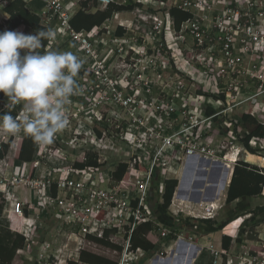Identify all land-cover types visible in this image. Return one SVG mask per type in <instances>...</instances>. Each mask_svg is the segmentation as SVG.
<instances>
[{"label":"built area","instance_id":"obj_1","mask_svg":"<svg viewBox=\"0 0 264 264\" xmlns=\"http://www.w3.org/2000/svg\"><path fill=\"white\" fill-rule=\"evenodd\" d=\"M11 1L0 0L1 24L7 18L1 15V11ZM22 1L27 4L30 0ZM80 1L76 0L75 2L78 8L80 7ZM111 1L97 0V3L103 2L105 5H108ZM159 4L161 5V9L164 7L163 4H166L168 7H177L191 14V18L182 22L178 30V32L188 31L194 36V40H191L193 42L191 53L196 50V46L203 45V41L199 42L198 40L199 35L209 38V45L206 47V50L208 53H211V56L220 54L223 58L233 57L239 49V45L235 44L236 34L244 38L242 40L246 47L243 46L240 50L246 52L252 45L253 50H251V53L252 51L255 52L258 48V38L264 35V0H159ZM42 13L45 16L44 19H41L47 25L52 21L55 22V20L60 19L61 23L59 26H61V32L58 33L60 37L63 35L69 36L70 40L76 44L78 43L85 50L86 54L91 55L93 63L88 67L82 64L80 72L76 77L77 83L83 79V75L80 73H83L88 68L97 71V76L100 72L103 76L106 74L110 75L107 73L110 69L107 67L108 65L105 60L98 59L101 49H98L96 45L101 41L100 35L94 34L88 36L83 32L73 30L69 25L73 14H63L59 5L53 4V2H50L48 10ZM112 16L116 20L118 14L115 13ZM57 25L58 23H56ZM106 25L105 29L107 33H110ZM116 25L124 27L121 21H117ZM59 26L57 27L59 28ZM153 28L154 30L162 29V23L158 21ZM109 35L110 39L118 37L112 34ZM123 35L118 37V39H122ZM54 43L55 40H49V45ZM215 46L218 47L217 50ZM200 55L201 52L197 53L196 57ZM261 61L260 65L263 68L260 69L259 64H254L253 70L251 69L252 71L250 70L246 74V80H243L245 83L248 81H250L249 83L253 81L258 82L259 85L256 91L248 92L246 96H242V99L232 106L227 104L229 100L224 99V101L220 102L222 109L225 106L223 113L229 114L236 109H243L248 116L254 118L257 124L262 127V135L252 137L248 142L249 147L254 150L264 149V111H262L264 108L261 110L257 105L245 108L244 104L264 93V56L261 57ZM191 69L196 70V67H191ZM114 83L116 82H113V85ZM82 84L86 85L87 82H81L80 85ZM192 85L196 88L197 82L193 81ZM77 93L82 95L84 87L79 89ZM118 101L121 108L128 107L133 102L126 94ZM6 103L7 98L2 93L0 95V113L4 110H9L8 107H5ZM11 111H15V116H19L23 111L22 105H17ZM67 114L70 113L67 112ZM217 115L214 114L212 116L213 119H216ZM68 117L70 120L69 115ZM168 117L163 118L162 122L160 117H156L154 124L155 131L150 135L154 140L151 141L150 147L155 150L152 151L150 158L142 150L141 153L145 154L143 158L133 156L132 163H130V160H118L108 167L102 168L101 166H103L106 160L97 159L93 156L92 160L96 161L97 167L78 169L75 167V163L78 159L86 162L88 154L81 155V158H79L68 151L66 153L65 149L60 147V164L50 168L48 160L51 157H48L45 153L51 144L54 146V142L49 145H43L41 154L39 155L34 153L41 147L36 144L34 154L32 155L33 169L30 166V162H20V164H17V160L13 158L15 162L12 165L7 164L4 171L0 173L1 218L9 220L11 214L23 215L19 234L26 240L31 241L34 246L36 245L38 261L45 260V255L50 247V242L47 239L39 243L33 239L36 223L42 222V216H44L46 219H54V225L50 230V238L53 233L60 234L65 225L76 224L78 225V230L75 235H91L98 238H106L108 241L120 245L118 264L136 263L137 260L146 254V251L141 248L131 249V235L140 223L143 221L151 222L152 225L156 226L154 231L163 238L169 237L172 233V230L165 228L153 219L147 206L152 180L156 177L155 173L158 168L160 172L157 175L163 178L162 181L160 180V186L164 188L166 180L181 174L188 157L196 156L209 162H220L224 167H228L229 163H231L232 169L238 162L244 161L242 153L245 151V148L239 144V137L233 130L226 131L222 138L215 136V138L208 140L206 136L210 124L206 126V129L196 130V124L199 121L193 120L190 136L177 131H172L170 136H166V134H163L164 128L160 127V125L165 120L172 123L173 119L171 116ZM95 119L96 121H91L88 136L87 132H78L75 136L71 134L62 135L65 131L64 129L55 136V144L56 142H60L71 146L73 150L85 144L87 146L86 151H93L90 147L107 148L105 146L106 140L114 144V139L106 137L108 129L104 124H101L103 116L101 115L98 119L95 117ZM228 122H224V126L222 127L227 129L229 126ZM94 125H98L97 127L101 129L100 135L94 131ZM107 125H109V128H112L110 123ZM113 126L115 127V124ZM20 133V138H22L24 134L23 132ZM15 135H6L0 140V152H3L2 144ZM82 135H84V138H80ZM133 144L138 146L137 143ZM167 146L173 147V155L169 151L166 154L163 153L167 150ZM229 154L234 155L233 160L229 158ZM166 161L175 165L173 167L170 165L164 166V163L167 164ZM145 162H150V165H146ZM120 163L127 164V178L117 181L113 178V174ZM23 164L29 166L28 174H22L21 169ZM162 165L165 167L166 175L163 174L164 169L161 168ZM254 167L249 166L247 169H254L257 173L264 176L262 167ZM8 171H10V175L7 174ZM51 173L54 174L53 178L50 177ZM35 192L41 194L40 202L34 201ZM261 192L264 195V182ZM222 207V205L215 202L199 203L197 207L186 208L187 215H185L186 217L190 216L200 220H213ZM182 212L183 210L176 209V212L173 214L177 216V214L181 215ZM241 220L242 222L236 221L237 225L232 226L234 234H224L230 237V244L225 252L215 248L212 243L205 247L206 251L215 258L213 264H264L263 216L261 218L260 214L245 212L241 216ZM228 226L226 225L225 227ZM251 226L252 229L250 231ZM250 233H253L251 237L248 236ZM175 235L174 239L178 240L180 235ZM193 239L195 240V237ZM21 250L28 251L29 249L25 248Z\"/></svg>","mask_w":264,"mask_h":264},{"label":"rangeland","instance_id":"obj_2","mask_svg":"<svg viewBox=\"0 0 264 264\" xmlns=\"http://www.w3.org/2000/svg\"><path fill=\"white\" fill-rule=\"evenodd\" d=\"M39 1L42 4L37 5L35 2ZM128 1L133 4L131 10L124 11L122 14H120L121 11L116 12L118 16L115 23L121 21L124 26L122 39H118V37H116L117 39H110V35L107 33L108 37L96 45L98 49H101L98 59L105 60L108 65L107 67L110 69L107 73L110 75L108 76L106 74L103 76L100 72L97 76V71H93L90 68L80 73L83 75V79L77 83V86L78 90L84 87V93L82 95H79V93L73 95L66 105V112L70 113L68 114L70 120L64 133H62V135L71 134L75 136L78 132H87L88 136L91 121H96L95 117L98 119L102 115L103 122L101 124H104L108 129L106 131V137L114 139V144L106 140L105 146L107 148L90 147L93 151H86L87 146L82 144L81 147L73 150L71 146L64 145L60 142H56L55 144L54 139V146L51 144L45 153L48 157H51L48 160V166L50 168L60 164V147L64 148L66 153L68 151L79 158H81V155L88 154L91 159L95 156L97 159L106 160L103 166H101L102 168L108 167L118 160H130V163H132L133 156L142 159L143 155L147 154L150 158L152 151L155 150L150 147L152 144L151 141H154L150 135L155 131L154 124L156 117H160L161 122L163 118H169L168 116H171L173 119L172 123L165 120L160 125V127L162 126L164 128L163 134H166V136H170L172 131L190 136L193 120L199 121L196 124V130H203L210 124L211 133L217 136L221 133V126H224V122L229 120L230 114L231 116L237 117L234 111H231L229 114L223 113L225 106L222 109L218 100L219 96L223 94L225 99L227 101L229 100L227 104L232 106L237 101H240L242 96H246L248 92L256 91L259 85L256 81L252 83H249L250 81L245 83L244 81L246 80V74L251 69L253 70V65H260V62H262L261 57L264 56V35L258 38V48L255 52L252 51L251 53V50H253L252 45L246 52L240 50L243 46H246L242 40L244 39L243 36L236 34L235 44L239 45V49L231 58H223L220 54L211 56V53H208L206 50V47L209 45V38L199 35L198 40L199 42L203 41V45L196 46V50L191 53V49H193V42L191 40H194V36L188 31L178 32L173 28L172 18L164 12L165 8L168 7L166 4H163L164 7L161 9L159 0H123L122 5L128 4ZM50 2L58 4L61 12L65 15L72 13L71 10L69 12L67 7L70 8L74 5L76 9L78 8V5L75 4L76 0H30L25 4L29 10L38 13L44 19L45 14L42 12L48 10ZM96 3L97 0H94V5ZM79 6L81 9L80 3ZM158 21L162 23V29L154 30L153 27ZM55 23H58L59 26L61 20H55ZM3 27L4 22L0 25V31L6 30ZM19 28H17L19 29L18 31L29 34L26 29ZM59 28L61 32V26ZM106 31L105 29L104 32L106 33ZM57 43V45L55 43L50 44L47 50L72 52L86 67L93 63L91 55L86 54L85 50L78 43L76 44L71 41L69 36L63 35L59 37ZM215 49L217 50L218 47L215 46ZM199 52H201V55L196 57V54ZM21 53L23 54L22 51ZM194 66L196 70L191 69ZM259 68L261 69L263 66L260 65ZM193 81L197 82L196 86H199L205 95H200L193 91ZM81 82H87V84L80 85ZM113 82L116 83L113 85ZM124 94L130 97L133 102L128 107L121 108L118 100ZM258 99L259 96L248 101L247 104L256 102ZM214 114H218L216 119L212 117ZM205 119L208 120L205 121ZM108 123H110L112 128H109ZM113 124H115V127ZM20 135L21 133L16 134L15 136H11L10 139L14 140L17 137L20 139ZM5 136H0V140ZM80 138H84V135ZM133 143H137L138 146ZM40 146L38 155L41 154L43 145ZM166 149L163 152L164 154L169 151L173 155V147L167 146ZM142 150H144L145 154L141 153ZM8 162V164L12 165V160ZM166 162L167 164L164 163V166L170 165L173 167L175 165L168 161ZM145 163L146 165H150V162ZM164 166L162 165L161 168L164 169L163 174L166 175ZM204 168H207L205 162L200 165L199 160L196 164V171L194 172L195 179L199 178L200 174L202 176V170ZM184 170L185 163L184 169L182 170L183 173L181 172V176L177 180L178 185L181 178L183 179V191L188 185H191V176L189 177L187 173L185 175ZM159 172L160 169L158 168L155 175L157 173L159 174ZM159 180H163L162 176L159 177ZM157 185L160 189V182ZM178 187L176 186L174 193L178 191ZM179 194H175L172 204L178 205L180 201ZM254 202L253 207H256L259 204H263L264 200ZM172 204L170 210L174 212L176 209L172 207ZM224 206L220 210L215 222H211V225L217 224L218 226L227 221L226 225L229 226L224 231L232 235L234 234L232 232V226L237 225L236 221H239V223L242 222L241 216L243 212L238 214L236 218L228 220L227 214L233 207L227 204ZM173 218L174 223H177L181 219V217L177 216H173ZM3 220L0 219V235L3 238L5 237V239L10 238L9 240H12L16 233L13 229L15 225L13 226L12 220L10 219ZM185 220H188V223L183 224L179 229V234L183 236L184 241L189 242V237L193 239L194 236L191 233L198 236V239L199 237L207 236L205 233L209 231L202 229L203 226H200V222L195 223L196 220L199 221L200 219L188 217ZM212 228L217 227L212 226ZM251 229L252 226L250 227V231ZM221 232H216L212 239L218 240L222 235ZM252 234L250 233L248 236L251 237ZM165 239L167 238L158 236L156 251L150 257L146 258L142 264H152L156 257L158 258L156 264H159L160 261H165L168 258L167 251L170 248L176 249V252L179 250L177 248L179 246L177 240L173 239L171 244L169 242L165 244ZM28 251L18 250L11 264H29L28 262L32 261L38 262L36 247L33 246ZM173 259H171V263H173ZM214 260L215 258L211 255L205 264H213ZM39 262L42 264L47 263L45 260ZM51 262L57 264L54 258L51 259Z\"/></svg>","mask_w":264,"mask_h":264},{"label":"trees","instance_id":"obj_3","mask_svg":"<svg viewBox=\"0 0 264 264\" xmlns=\"http://www.w3.org/2000/svg\"><path fill=\"white\" fill-rule=\"evenodd\" d=\"M81 9L72 17L69 21V25L71 28L77 32H83L86 35H101L105 30V25L107 24L108 20L112 18L114 12L118 11H128L132 9V3L129 2L127 5H120L114 4L109 2L106 9L104 11L98 10L95 8L94 0H81L80 2ZM5 11L8 13L9 18L4 22L5 27L7 30H15L18 31L22 27L23 30H28L31 34H34L36 31L40 30L41 28L47 29L50 28L35 12L29 10L28 6L22 0H12L10 4L4 8ZM94 9V11H92ZM164 11V10H163ZM162 11V12H163ZM169 17L172 18L173 21V28L175 30H179L180 25L182 22L187 21L191 18V14L185 12L177 7H167L164 11ZM19 28V29H17ZM124 33V29L120 26L114 28L112 35L115 36H122ZM111 34V33H109ZM42 44L46 47L49 45V40L42 41ZM198 94L205 95L200 87H198ZM203 93V94H202ZM2 92H0V95ZM221 99L224 100L225 96L222 94ZM4 110L0 114H2ZM13 116L16 115L15 111H11ZM243 122L252 123L251 117L245 114L241 118ZM96 134L100 135L101 129L94 125L93 127ZM261 126H257L252 128L249 133H246L240 141L244 144L245 147H248V142L250 138L261 136ZM10 138L2 144L3 152H0V158L3 157V153L8 149L10 145ZM36 144L32 141L31 138L26 137L23 135L17 141L14 159L17 161L22 162H30V166L33 169L34 163L32 162V155L34 152ZM250 148V147H249ZM252 150V149H251ZM253 153H256L259 156L264 157V149H256L252 150ZM98 164L96 161H93L91 157L88 155V159L86 162L81 161L78 159L75 163V167L78 169H83L86 167H97ZM250 165L247 162H238L232 171V166L229 164L227 168V177H226V184L229 183L227 188V194L225 203L230 205L235 203V211H232V214L241 212L243 210H247L251 207V201H259L264 200V196L261 195L262 184L264 182V176L257 173L254 169L248 170L247 167ZM127 164L120 163L113 174V178L117 181L125 180L127 178L126 173ZM207 169V168H206ZM204 168V170H206ZM203 171V170H202ZM224 174V172H223ZM220 177L218 181V186L222 188V180L224 176ZM232 174V176H231ZM156 178L158 175L152 180V186L150 189L149 197H148V210L156 219H158L161 223L171 226L172 233L169 235L172 239L175 238V233L179 231L183 224L188 223V220H178L177 223L173 222V216L167 211L168 206L171 203V199L173 197L175 188L177 186V180L169 179L165 181L164 188L159 189L157 185ZM231 178V179H230ZM183 179L181 178L177 194L183 191ZM160 198L163 199V202H160ZM237 201V202H235ZM177 205L172 204V207L175 208ZM1 210V205H0ZM257 212L263 216L264 218V203L259 204L257 206ZM26 213V211H25ZM21 214H11L10 220H12L13 228L16 233L12 240L5 239L0 235V264H11L12 260L15 257V254L18 250L28 248H33V243L29 240H26L21 234H19V228L22 223ZM231 218H228V220ZM208 222V221H207ZM227 224V221L223 224L217 226V229L223 228ZM215 230V229H214ZM156 231L153 230V225L151 222L143 221L139 224L138 228H136L132 235H131V249L141 248L142 250L146 251L147 257H150L155 251L158 246V236H160ZM8 236H10L8 234ZM95 241L104 244L113 246L108 240L95 238ZM230 244V237L223 235L222 236V250L225 252ZM171 248L168 252H170ZM190 251V248H189ZM187 256V255H186ZM140 260L137 264H142L145 259ZM187 257L185 258L184 262L186 261ZM174 260V259H173ZM78 261L87 263V264H118L115 261L100 257L98 255L80 251L78 254ZM77 262H68L67 264H77ZM29 264H36V261L28 262ZM173 264V263H171Z\"/></svg>","mask_w":264,"mask_h":264},{"label":"crops","instance_id":"obj_4","mask_svg":"<svg viewBox=\"0 0 264 264\" xmlns=\"http://www.w3.org/2000/svg\"><path fill=\"white\" fill-rule=\"evenodd\" d=\"M111 2L114 4H120V5L123 4V0H112ZM128 2H130V1H128ZM35 3L37 5L42 4V2H40V1L35 2ZM64 3H66V2H64ZM95 5H96L95 8L98 7L97 9L101 10V11H104L107 7V5H105L103 2L102 3H100V2L96 3ZM99 5H101V6H99ZM67 9L69 10V12L71 10L73 13V16H74L80 10V7L76 9V7L74 5H72L70 8L67 7ZM115 13L116 12H114L113 14H115ZM122 13H124V11L120 12V14H122ZM1 15L7 17L6 19H4L3 22H5L9 18V15L5 11V9H3L1 11ZM115 21L116 20L112 16V18H110V20L107 22V25H106L111 34L113 33L114 28L117 27V25H116L117 22L115 23ZM49 25H50V28L52 30H54V32L56 33L55 39H53V40H55V45H57L58 44L57 42H58L59 37H60V35L58 34V33H60V28L57 27L58 25L56 26V23L54 21H52ZM3 28L6 29L5 24H4ZM28 33L31 34L29 31H28ZM106 33H107V31H106ZM106 33L103 32L99 36L101 38V41L105 40L108 37ZM21 51L23 52L24 50H21ZM39 51H41V52L47 51V46L42 47ZM198 87L196 86V88H194L195 91L194 90L193 91L195 93L198 92V90H199ZM218 100H219V102L224 101L221 99V97L218 98ZM247 103L248 102H246L244 104L245 108H249L253 105H257L262 110L264 108V94H263V96H262V94L259 95V99L256 102H252L249 104H247ZM262 111H264V109ZM234 112H236L237 117L231 116V114H230V117L228 120L229 126L227 127V129L223 128L221 126V130H220L221 133L218 134L216 137L222 138L226 131L233 130L234 132L237 133V135L239 137L238 140H240L243 136L246 135V133H249L252 128H255L258 126L257 121L252 117H251V120H252L251 124L247 123V122H243V120L241 118H242V116H244L246 114V112H244L243 109H236ZM238 117H239V119H238ZM262 131H263V129H261V133H262ZM240 136H241V138H240ZM212 138H215V136L211 133V129L209 127V131H208V134L206 136V139L211 140ZM18 140H19L18 137L14 140H11L10 145L8 147L9 150L3 155L2 158H0V173H2L4 171L7 164L9 163L8 162L9 160H12V162H11L12 164L15 162L13 158H14L15 149H16V145H17ZM111 144H113V143H111ZM239 144L244 146V144L241 141L239 142ZM244 148H245V151L242 153V156L244 159L245 158L247 159L248 156H252V157L254 156L256 158L258 157V158H261L264 160V157H260L256 153H253L252 152L253 149L251 147L249 148V145H248V147L244 146ZM34 153L38 154L39 149H37L36 152H34ZM199 160H201L199 157L191 156V157H188L187 160L185 161V170L184 171H185V175L187 173L189 177L191 176V179H190L191 185H188L186 187V189L179 194L180 201L178 202L177 207H175V209L183 210L181 215L177 214V216H180L182 220L190 217V216L186 217V215H187L186 214L187 213L186 208L191 209V208L197 207L199 203L215 202V203L223 206L220 210H222L225 207L224 205L226 204L225 199H226V194H227V188H228L229 183H230V180H229V183L226 184V177L227 176L225 177V174L228 172L227 168L224 167L220 162H209L208 161L209 163L205 164L207 169L203 170L202 176L200 174V177H199L200 179L199 178L195 179V177H194L195 173L194 172L196 171V164ZM20 162H22V161H16L17 164H20ZM242 162H246V161H242ZM247 163L253 167L254 166H260L264 170V164L259 165V163H256V162H247ZM229 164H231V163H229ZM21 171H22L23 175L28 174L29 173V166L27 164H23ZM223 172H224V174H223ZM231 172H233V169ZM9 173H10V171L7 172V174H9ZM222 174L224 176V178L222 180L223 186H221L222 188H220L218 186V181H219L220 177L222 176ZM179 176H181V174L174 176L172 179L178 180ZM231 176H232V174H231ZM50 177L53 178L54 174L51 173ZM159 182H160V180H159V175H158L157 184ZM179 184H180V182H178L177 186H179ZM160 188L162 189V186H160ZM176 193L173 194V197L171 199V203L167 208V211L173 216H174L173 213L176 212V210L174 212L171 211L170 206L172 204V200H173ZM40 195L41 194L39 192H35V194H34V196H35L34 201L35 202L41 201ZM261 195H263L262 192H261ZM160 202H163L162 198H160ZM235 202H237V201H235ZM181 203H183V204H181ZM251 203H252L251 207L248 208L247 210H243L241 212L234 213V214H232V211H235V207H234L235 203L230 204L233 208L230 210V212H228V214H227L228 218H233L234 216L236 218V216L242 212L243 213L244 212H252L254 214H259L257 212V206L253 207V205L255 203L254 200L251 201ZM220 210H219V212H220ZM219 212H218V214H219ZM218 214H217V216H218ZM217 216H216V218H217ZM152 217L158 223L162 224L165 228L172 230L171 226L166 225L164 223H161L153 215H152ZM42 218H43L42 222L36 223V228H35L33 239L38 243L40 241L46 240V239L48 240V242H50V247L47 251V254L45 255L46 256L45 261L47 262L46 264H53L51 262V259H53V258L56 260L57 264H67L68 262H77L78 261V254L82 250L117 262L118 254H119L120 249H121L120 245H117V244L112 243L110 241L109 242L113 246L100 244V243L95 241V238H98L96 236L75 235L77 233V230H78V225H76V224L65 225L63 230L60 232V234L53 233L52 237L50 238L49 237L50 236V230L54 225V219H46L44 216H42ZM216 218L213 220L196 221V223L200 222V226L201 225L203 226L202 229H204V230L207 229L206 231H209L206 233L204 232L207 235L205 237H201V238L199 237V239H198V236H195L194 233H191L195 237V240L192 239V241H191V237H189L190 241L186 242L183 240L184 239L183 236L179 234V231L175 233L177 235L178 234L180 235V238L177 240L179 242V246L177 248L182 250L185 245L188 246V249L190 248V250H191V264H205L207 262V260H209L211 255L206 251L205 247H207L211 243L214 245L215 248L222 250V236H223V233L227 234V232L224 231V229L226 228L225 227L226 225L221 229L212 228V226L217 227V224L211 225V222H215ZM0 219L3 220L4 218H1V216H0ZM155 228H156V226L153 225V230ZM220 231H222L221 237L218 240H216V239L213 240L212 238L214 237V234L216 232H220ZM72 233H73V235H72ZM209 234H213V235H209ZM165 238H167L164 240L165 244L167 242H169V244H171V242H173V239L171 237H165ZM99 239L107 240L106 238H99ZM196 240H197V243H196ZM199 240H201V241H199ZM35 247H36V245H35ZM23 251H25V250H23ZM171 251H176V249L174 250L173 248H171L170 252ZM170 252H168V255L170 254ZM147 255L148 254L143 255L139 260L136 261V264L140 260L146 258ZM28 259H30V258H28ZM12 263H13V260H12ZM36 264H42V263H40L39 261L38 262L36 261ZM77 264H87V263H83V262L78 261Z\"/></svg>","mask_w":264,"mask_h":264},{"label":"clouds","instance_id":"obj_5","mask_svg":"<svg viewBox=\"0 0 264 264\" xmlns=\"http://www.w3.org/2000/svg\"><path fill=\"white\" fill-rule=\"evenodd\" d=\"M55 36L51 28L0 31V92L9 108L0 114V136L23 132L35 144L49 145L68 126L66 105L77 94L82 61L72 52L39 51ZM17 105L23 111L13 116Z\"/></svg>","mask_w":264,"mask_h":264},{"label":"water","instance_id":"obj_6","mask_svg":"<svg viewBox=\"0 0 264 264\" xmlns=\"http://www.w3.org/2000/svg\"><path fill=\"white\" fill-rule=\"evenodd\" d=\"M246 162H251L248 159H244ZM205 162V164H208V161H205L203 159L200 160V165ZM227 176V173L225 174V177ZM223 186V185H222ZM176 252V251H175ZM174 251H171L168 258L165 261H160L159 264H171V259L174 258L173 264H191V250L189 251L188 246H184V248L181 250L179 249L176 253ZM187 255V256H186ZM187 257L186 261L184 262L185 258ZM158 262V258L156 257L153 260L152 264H156Z\"/></svg>","mask_w":264,"mask_h":264},{"label":"bare ground","instance_id":"obj_7","mask_svg":"<svg viewBox=\"0 0 264 264\" xmlns=\"http://www.w3.org/2000/svg\"><path fill=\"white\" fill-rule=\"evenodd\" d=\"M229 158L231 159V160H233V158H234V155L233 154H229ZM246 159V158H245ZM247 159L249 160V161H251V162H256V163H259V164H264V160L263 159H261V158H256V157H252V156H248L247 157ZM230 162V161H229Z\"/></svg>","mask_w":264,"mask_h":264}]
</instances>
